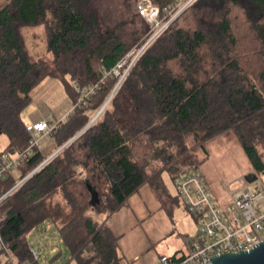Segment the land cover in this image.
<instances>
[{"label": "trees", "instance_id": "1", "mask_svg": "<svg viewBox=\"0 0 264 264\" xmlns=\"http://www.w3.org/2000/svg\"><path fill=\"white\" fill-rule=\"evenodd\" d=\"M139 1L125 0L131 18L105 31L99 13L75 0H7L0 10V134L11 143L0 154L26 147L22 114L46 78H59L75 105L77 87L100 83L103 71L146 44L151 27ZM152 1L163 16L176 2ZM35 27L45 29L51 62L25 48L22 29ZM118 81L60 123L54 151L40 150L0 180V196L81 133ZM226 134L264 174V0H196L147 47L97 121L2 203L1 236L18 264H47L49 253L52 262L67 253L77 264H121L108 218L145 184L167 211L183 204L162 173H198L207 144ZM0 264H8L2 252Z\"/></svg>", "mask_w": 264, "mask_h": 264}, {"label": "built area", "instance_id": "2", "mask_svg": "<svg viewBox=\"0 0 264 264\" xmlns=\"http://www.w3.org/2000/svg\"><path fill=\"white\" fill-rule=\"evenodd\" d=\"M196 0H176L175 4L165 10L164 16L152 0H140L138 11L141 17L151 27L149 39L141 49H133L110 72H104L100 83L79 89L80 99L72 111L58 123L40 121L27 125L29 139L25 148L13 149L0 154V180L10 173H15L28 158L41 150L42 140L53 135L59 129L61 122H66L76 108L88 106L89 100L99 94L102 88L112 79H118L113 91L116 93L129 71L141 57L143 52L168 27L178 19ZM39 166L12 190L0 196L2 203L25 181L39 171L49 160ZM241 186L228 191L232 196L230 204L221 205L213 192L207 186L205 178L197 172L180 171L174 177L178 195L182 198L187 212L192 215L200 226L198 236L192 241L188 254L179 262L173 263L171 257L162 256L155 264H212L214 257L250 252L264 241V185L254 189L248 186L245 179H240ZM3 217L0 212V252L5 253L8 264H18L1 236ZM35 259H38L36 249H32Z\"/></svg>", "mask_w": 264, "mask_h": 264}, {"label": "rangeland", "instance_id": "3", "mask_svg": "<svg viewBox=\"0 0 264 264\" xmlns=\"http://www.w3.org/2000/svg\"><path fill=\"white\" fill-rule=\"evenodd\" d=\"M75 2L81 10L87 9V13L97 11L105 31H110L119 23L128 21L131 18V14L125 5V0H75ZM22 36L25 48L33 59H46L48 62L53 60L52 55L49 57L50 53H48L44 27L23 28ZM31 97L33 99L32 105L22 114L24 123H31L32 114L44 115L48 119L57 121L55 123H58L65 117L63 115L67 109L70 113L74 108V103L59 78H46L31 93ZM99 111L90 112L91 120ZM10 143L11 139L7 134H0V150H4ZM207 150L209 159L198 173L204 175L207 186L216 192L214 195L218 201L221 195L230 194V191H228L229 186L233 191L236 190L241 186L240 179H245L248 175H254L257 178L253 184L248 183L251 189H254L258 185H264V174L256 173L241 144L233 134L221 135L210 141L207 144ZM198 154L202 158L205 157V154L200 151H198ZM162 179L168 193L173 197L177 196L178 192L174 184V177L170 176L168 172H163ZM181 206L183 205L181 204ZM176 211L191 219L189 213L183 212V208L182 210L177 208ZM98 219L103 220V216H100ZM48 258L44 263L77 264L76 261H71L67 253L53 262L52 259L54 257L52 253H49Z\"/></svg>", "mask_w": 264, "mask_h": 264}, {"label": "crops", "instance_id": "4", "mask_svg": "<svg viewBox=\"0 0 264 264\" xmlns=\"http://www.w3.org/2000/svg\"><path fill=\"white\" fill-rule=\"evenodd\" d=\"M6 4L7 0H0V10ZM68 113L67 109L63 117ZM32 116L31 123L25 122L26 125L40 121L57 122L40 114ZM57 143L56 136H47L41 142V150L48 154L56 149ZM214 193L216 194L215 191ZM219 199L217 201L221 205H227L231 203L232 196L228 193L221 195ZM182 205L174 204L169 207L171 210L167 211L152 186L145 184L111 215L107 225L117 239L121 264H155L162 256H176V259L185 257L192 241L200 232V226L192 215L189 214L190 219L176 211L177 208H183V212L188 213L184 203Z\"/></svg>", "mask_w": 264, "mask_h": 264}, {"label": "water", "instance_id": "5", "mask_svg": "<svg viewBox=\"0 0 264 264\" xmlns=\"http://www.w3.org/2000/svg\"><path fill=\"white\" fill-rule=\"evenodd\" d=\"M110 101L106 102L105 105L101 108L98 114L89 122L86 128L78 134L74 139L68 142L65 146H63L56 154H59L67 145L77 139L86 129H88L97 119L100 117L102 112L106 109ZM1 129V123H0ZM245 180L249 184H253L256 182L257 178L254 175H248L245 177ZM92 204L96 206L99 204V196L96 191L92 190ZM212 264H264V241L255 249L251 250L250 252H241L238 254H227L218 257H214L212 260Z\"/></svg>", "mask_w": 264, "mask_h": 264}, {"label": "bare ground", "instance_id": "6", "mask_svg": "<svg viewBox=\"0 0 264 264\" xmlns=\"http://www.w3.org/2000/svg\"><path fill=\"white\" fill-rule=\"evenodd\" d=\"M113 96H114V94H112V96L110 97V99H109L108 101H111V99H112ZM108 101H107V102H108ZM109 103H110V102H109ZM79 134H80V133H79ZM75 140H76V139H75Z\"/></svg>", "mask_w": 264, "mask_h": 264}]
</instances>
